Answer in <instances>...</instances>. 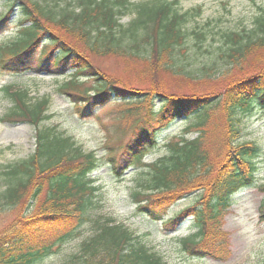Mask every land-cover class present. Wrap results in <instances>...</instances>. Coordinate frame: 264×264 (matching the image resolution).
<instances>
[{"label":"trees","instance_id":"trees-1","mask_svg":"<svg viewBox=\"0 0 264 264\" xmlns=\"http://www.w3.org/2000/svg\"><path fill=\"white\" fill-rule=\"evenodd\" d=\"M5 2L9 8L0 15V31L15 8L19 35L10 45L0 47V68L63 75L66 82L60 91L80 104L74 107L77 114L94 116L97 105L109 101L125 106L114 113V121L128 123L122 133L119 128L115 131L121 135L113 146H107L103 160L94 152L78 149L72 136L43 125L50 117L46 100L31 103L27 90L1 88L13 108L0 120L32 124L34 149L24 158L0 164V215L23 202L31 207L40 201L41 211L0 226V264H40L72 240H78L77 248L61 264H168L143 236L115 217L96 212L101 206V187L91 174L103 163L116 177L129 169L141 171L137 187L128 194L135 214L161 222L164 231H173L190 219L194 232L177 237V244L191 257L217 258L224 251L222 240L221 251L212 253L205 245L210 237L206 232L216 229L218 237H225L219 232L221 219L233 195L252 186L257 172L253 161L257 145L240 142V131L242 119L255 107L264 113V69L241 81L227 79L249 54L264 49V8L259 7L250 29L222 32L213 52L203 44L206 32H188L184 27L188 17L199 15L200 8H193L191 14L182 12L178 0H70L77 11L61 17L35 0ZM127 11L133 17L123 25L119 19ZM91 54L143 60L153 71L161 70L193 91L166 93L158 80L135 88L102 74L88 59ZM197 56L206 58L195 67ZM202 82L209 89L196 94L192 85ZM218 83L220 90L213 89ZM155 100L160 101L157 110ZM140 102L147 103L146 111H141ZM199 111L195 122L167 139L161 156L144 160L157 146L162 129ZM192 132L196 136L188 138ZM259 189L264 192V184ZM194 191L198 196L191 204L174 218H165L174 204L171 200ZM260 209L264 221V199ZM85 224L89 226L86 231Z\"/></svg>","mask_w":264,"mask_h":264},{"label":"rangeland","instance_id":"rangeland-1","mask_svg":"<svg viewBox=\"0 0 264 264\" xmlns=\"http://www.w3.org/2000/svg\"><path fill=\"white\" fill-rule=\"evenodd\" d=\"M35 1H38L41 5L43 3L47 9L54 10L58 17H61L62 13H67L71 10L77 11L75 9L77 7L71 5L70 0ZM140 1L143 0H129L131 3ZM178 1V6L182 12L190 11L191 14L193 8H200L199 15L193 18L188 17L184 27L188 32L192 30L206 32L208 38L203 44L207 50H212L213 52L221 39L222 32L241 30L243 27L250 29L254 17L260 11L259 7L264 8V0ZM8 8L9 4L5 0H0V15ZM16 16L17 10L14 8L10 21L0 31V47L10 45L16 41L19 35ZM132 17L131 11H127L123 16L121 15L119 22L127 25ZM208 45H211V47ZM183 50L185 51L186 49L183 47ZM190 51L193 50L190 49ZM204 58L206 57L197 56L195 67L198 61ZM88 59L102 74L127 82L138 89L139 86H142L148 80H158L164 85L166 93H185L192 90L185 82H177L174 77L161 70L153 71L143 60L123 59L110 54L107 56L91 54ZM223 69L219 67L218 71H223ZM263 69L264 49L255 50L253 55L249 54L246 60L241 62L240 66L228 74L229 78L227 80L231 82L241 81L243 78L251 76L247 74L253 71H262ZM65 82L66 78L63 75H55L42 70L15 73L0 68V117L13 108L12 100L4 95L1 88L8 85L11 90H27V97L31 103L39 100L47 101L46 114L50 117L43 122V125L54 126L58 131L72 136L78 149L83 152H94L97 157L105 160L107 146H113L116 143L115 138L121 135L118 132L122 133L123 131L122 126H127V120L125 122L124 120L122 122L119 120L114 121V113L120 107L125 106L120 103L107 101L104 104L97 105L94 116H80L74 108L80 104L72 101L64 91H60ZM197 85L196 87L195 83L192 85L197 90L194 91L196 94H200L199 91L209 89L206 83L202 82ZM221 87L222 84L218 83L215 84L213 89L220 90ZM211 102L215 103V100ZM140 103L141 107L139 108H141V111H146L147 103ZM159 103V100H155V110L159 109ZM211 105L209 103L206 108ZM198 113L200 111L188 118H177L162 129L157 134V146L145 156L144 160L150 162L161 156L164 153L163 144L167 139L177 135L189 123L195 122ZM242 121L243 125L240 131L242 139L240 142H255L257 145V155L253 159L256 163L257 172L255 173V181L252 186L241 189L233 195L230 208L223 219H221L219 232H222L225 237H218L216 229L206 232L210 236L205 241L208 251L212 253L215 249L221 251L218 246L222 240L221 244L224 251L217 253V258L205 257L199 259L191 257L190 254L185 253L181 249L180 244H177V237L186 236L194 232L190 219L185 220L175 231H164L161 222L153 221L141 214L137 215V213H134L135 204L129 202L128 194L130 190L137 187L141 176L140 170L129 169L121 177H116L105 163L101 164L91 174L95 184L101 187V206L96 208V212L105 216L111 215L115 217L128 228L135 231L136 234L143 236L142 240L148 246L160 252L168 264H264V221L259 218L261 202L264 199V192L259 189V186L264 184V113L261 109L255 107ZM118 128L120 130L115 132ZM219 133L220 131L218 130L214 134ZM195 136V132L187 135L188 138ZM33 149L34 127L32 124L23 121L20 123H7L0 120V164L24 158L32 153ZM197 196L198 193L194 191L178 201L176 198L171 200L170 204H174L169 208L165 218L176 215L181 209L191 204ZM40 211V201L31 207L30 204L23 202L14 210L3 212L0 215V221H2L0 226L13 218L24 219L25 217L38 214ZM88 227V224L82 226L85 231ZM85 231L83 235L87 233ZM213 234H216V237H212ZM76 245H78V240L70 241L58 253L43 259L40 264H61L64 256L76 250Z\"/></svg>","mask_w":264,"mask_h":264}]
</instances>
